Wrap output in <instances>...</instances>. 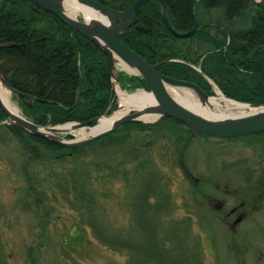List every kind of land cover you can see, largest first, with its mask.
Segmentation results:
<instances>
[{
	"label": "rangeland",
	"instance_id": "rangeland-1",
	"mask_svg": "<svg viewBox=\"0 0 264 264\" xmlns=\"http://www.w3.org/2000/svg\"><path fill=\"white\" fill-rule=\"evenodd\" d=\"M172 125L123 129L62 161L26 156L0 126V264H264V137L197 134L181 151L187 129Z\"/></svg>",
	"mask_w": 264,
	"mask_h": 264
},
{
	"label": "trees",
	"instance_id": "trees-1",
	"mask_svg": "<svg viewBox=\"0 0 264 264\" xmlns=\"http://www.w3.org/2000/svg\"><path fill=\"white\" fill-rule=\"evenodd\" d=\"M94 1L123 11L135 0ZM163 1L172 28L179 33L190 30L194 0ZM194 11L202 28L189 38H178L165 27L158 1L150 0L133 25L120 36V41L148 63L157 65L156 69L167 77L195 83L212 96L209 79L230 99L264 105V0H198ZM7 44L10 45L0 47V74L15 90L37 99L28 104L16 96L22 115L30 122L38 126L85 123L115 109L117 97L108 72L107 56L52 14L27 0H0V45ZM118 76L124 90L149 91L148 83L140 77L123 72H118ZM6 119L0 107V122ZM161 123L164 126H160ZM168 124L177 127L180 134L183 127L187 129L186 137L182 135L177 140L183 143L181 151L184 142L189 143L197 135L183 124L163 117L153 125L125 123L91 144L67 147L15 125L3 126L17 139L26 156L62 161L101 141H112L123 129L152 131ZM257 135L264 137V133ZM65 137L72 139L73 136ZM79 192L86 198L91 197L83 189ZM145 200L142 207L151 215L154 209ZM97 222L100 223L92 219L85 224L98 241L116 248L109 236L106 241L96 236L98 232L108 234ZM151 238L150 244L154 241Z\"/></svg>",
	"mask_w": 264,
	"mask_h": 264
},
{
	"label": "water",
	"instance_id": "water-1",
	"mask_svg": "<svg viewBox=\"0 0 264 264\" xmlns=\"http://www.w3.org/2000/svg\"><path fill=\"white\" fill-rule=\"evenodd\" d=\"M27 1L52 14L64 25L77 32L78 34L84 36L105 53L108 60V72L110 78L112 79V85L115 93V83L119 84V77L116 72L117 64L121 65L124 71L129 75L144 79L149 85V93L152 94L153 99L157 105L156 111L158 112L159 116L152 122H146L139 118V116L141 115L140 111H138L137 109H129L127 111V115L124 118L120 119L107 130L98 132L97 134L87 139L80 140L76 138L73 140H67L60 138L57 134L49 136L45 134L44 131H41V129L50 128L52 130V133H60L55 129V127L73 124V127L76 130H91L98 124L100 118L112 115L116 111L118 105H115V109L110 115H103L85 123L71 122L56 126H38L24 118L22 115L21 116L23 117V121L21 124L12 121L9 112L4 108L0 99V107L7 115V119L0 122V126L15 125L33 135L43 137L53 143L64 145L67 147H80L93 143L100 138L114 132L117 128L125 123L152 124L163 117L182 123L197 134L213 138L233 139L264 133V105L248 104L231 100L224 96L221 91L214 85L216 87V90H214V93L216 95L220 93L229 101L252 107L254 109H257V111L246 116L227 117L216 121L202 118L192 113L191 111L180 105L177 101H175L167 91L166 86H173L176 88H182L194 92L201 102H206L208 101V99L213 97L206 94L195 83L178 80L163 75L156 69L157 65L148 63L143 57L132 51L120 41V36H122L126 32V30L133 25L136 17L140 14L143 7L150 0H135L127 9L123 11H115L94 0H74L75 4L78 6V8H80L75 10V13L80 15L79 19L66 13L63 6L65 0ZM157 1L161 7L162 21L165 27L174 36L178 38H189L202 28V26H198L194 11L195 4L198 0H194L191 6L193 18L192 28L186 32L181 33L175 31L172 28L168 19L167 5L165 4V2L163 0ZM8 45L10 44L0 45V47ZM126 67L134 70L135 72H128ZM0 82L6 87V89L10 91L11 94L20 97L28 104L37 100L31 95L15 90L1 74Z\"/></svg>",
	"mask_w": 264,
	"mask_h": 264
},
{
	"label": "bare ground",
	"instance_id": "bare-ground-1",
	"mask_svg": "<svg viewBox=\"0 0 264 264\" xmlns=\"http://www.w3.org/2000/svg\"><path fill=\"white\" fill-rule=\"evenodd\" d=\"M64 9L68 15H72L76 12L75 10L80 9L75 4L74 0H65L63 3ZM127 71L134 73L135 71L127 68ZM167 91L177 101L180 105L191 111L192 113L205 118L207 120H220L227 117H240L249 115L257 109L252 107L244 106L238 103L227 100L222 94L218 93L217 96L208 99L206 102H201L198 96L189 90L182 88H176L173 86H166ZM117 96L119 97V104L116 111L110 115L100 118L98 124L89 130L88 132L81 131V136L77 139L83 140L92 137L93 135L107 130L120 119L127 115V111L131 109H137L141 112L139 118L146 122H152L159 116L157 110V105L153 99L151 93H146L144 91H138L135 93H126L121 91L115 86ZM10 91L0 82V99L4 108L9 112L11 120L21 124L23 117L20 115L18 109L14 107L10 102ZM55 129L60 133H65L68 131H75L73 124H67L63 126H57ZM45 134L53 136L50 128L41 129Z\"/></svg>",
	"mask_w": 264,
	"mask_h": 264
},
{
	"label": "flooded vegetation",
	"instance_id": "flooded-vegetation-1",
	"mask_svg": "<svg viewBox=\"0 0 264 264\" xmlns=\"http://www.w3.org/2000/svg\"><path fill=\"white\" fill-rule=\"evenodd\" d=\"M240 207H242V204L240 205ZM237 209H238V208H234V209H232L230 212L234 214V213L237 211ZM235 218H236V219H235L234 222H237V221L241 220V219L243 218V216L239 214V215H237V217H235Z\"/></svg>",
	"mask_w": 264,
	"mask_h": 264
}]
</instances>
